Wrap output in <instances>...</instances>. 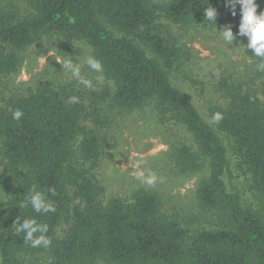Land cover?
Returning <instances> with one entry per match:
<instances>
[{"label": "trees", "instance_id": "1", "mask_svg": "<svg viewBox=\"0 0 264 264\" xmlns=\"http://www.w3.org/2000/svg\"><path fill=\"white\" fill-rule=\"evenodd\" d=\"M28 9L0 7V81L20 66V51L44 37L62 52L87 43L105 84L94 92L74 82L44 83L0 104V263L34 264H264V70L260 58L235 80L208 87L181 76L178 49L157 21L215 27L204 9L217 11L216 27L232 26L226 0H25ZM257 13L264 0H256ZM247 38V37H245ZM252 51V50H251ZM253 53V52H252ZM196 74L194 78H196ZM177 79V83H176ZM194 85V86H193ZM194 88L192 94L187 87ZM194 98V101L192 98ZM202 110L213 121L203 117ZM147 108L162 124L175 123L191 144L171 154L182 171H200L196 197L218 215L217 225L188 228L162 213L156 194L135 190L124 200L107 196L95 175L101 139L85 121L100 112ZM23 115L16 119L14 111ZM243 176L251 201L228 188L231 166ZM54 210L37 213L22 202L32 189ZM34 218L49 241L33 247L14 222ZM67 223L63 234L57 228Z\"/></svg>", "mask_w": 264, "mask_h": 264}, {"label": "rangeland", "instance_id": "2", "mask_svg": "<svg viewBox=\"0 0 264 264\" xmlns=\"http://www.w3.org/2000/svg\"><path fill=\"white\" fill-rule=\"evenodd\" d=\"M3 6H15L21 11L28 9L25 0H0V7ZM157 24L162 26L161 29L178 49L181 62L178 73L191 77L193 81L196 79L199 88L207 86L208 92L203 95L206 100L216 99L214 90L220 76L235 80L238 73L252 63L253 53L245 47L247 38L237 37L233 44L227 45L216 31L222 30L221 27L174 24L163 17ZM73 47L70 51L62 52L57 49L54 38L44 37L20 51L18 71L1 78L0 104L10 94L27 91L44 83L74 82L86 92L101 89L105 84L101 70L92 69L86 62L88 57L93 58L90 46L78 41ZM68 59L78 65V77L63 66V62ZM186 87V92L192 94L194 88ZM200 111L214 127L213 121L201 107ZM85 126L95 128L101 139V154L95 166V175L107 196L116 195L127 200L135 190L144 189L157 195L162 213L178 219L188 228L217 225L216 212L202 207L196 197L202 173L184 172L172 158V151L177 146L192 143L191 136L183 127L172 122L162 124L147 108L102 111L95 115V123L91 118L86 119ZM231 170L232 174L225 176L228 188L238 191L244 201H251L243 176L235 171L233 165ZM6 198L5 190L0 189V209ZM66 227L67 223L62 221L57 233L63 234ZM37 258L39 260H34V264H48L45 262L47 258ZM95 264L108 263L97 261Z\"/></svg>", "mask_w": 264, "mask_h": 264}, {"label": "clouds", "instance_id": "3", "mask_svg": "<svg viewBox=\"0 0 264 264\" xmlns=\"http://www.w3.org/2000/svg\"><path fill=\"white\" fill-rule=\"evenodd\" d=\"M240 7V23L238 26V32L233 33L232 26L230 24L225 25L222 30L216 31L221 34L223 40L227 45L233 44V41L237 40V37H247V49L252 50L253 56L260 58V64L258 67L264 70V10L257 13L258 4L256 0H226V7L230 8L231 14L236 15V6ZM205 17L208 21L215 22L217 11L214 8L207 7L204 9ZM86 62L88 65L96 70H101V65L94 58L88 57ZM63 66L73 76H79V67L72 59L65 60ZM14 118L19 119L23 113L19 109L15 110ZM31 205L33 210L37 213H47L54 210V207L49 203L42 192L32 189L25 196V200L22 202V206L27 207ZM16 231L25 233V239L30 242L33 247L49 243L47 239L41 236L38 239H34L33 234L37 231L45 233L47 231L46 225H38L34 218L26 219L24 221L16 220L14 222Z\"/></svg>", "mask_w": 264, "mask_h": 264}]
</instances>
